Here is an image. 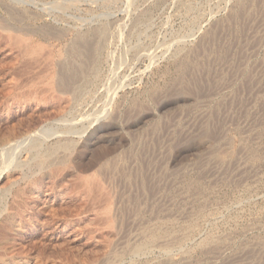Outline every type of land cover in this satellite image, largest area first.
<instances>
[{
	"label": "rangeland",
	"instance_id": "1",
	"mask_svg": "<svg viewBox=\"0 0 264 264\" xmlns=\"http://www.w3.org/2000/svg\"><path fill=\"white\" fill-rule=\"evenodd\" d=\"M0 15V24L11 29H63L69 39L78 32L93 37L97 28L106 30L107 41L112 39L102 50L100 76L82 103L62 113L18 96L28 91L26 83L41 67L27 66V58L0 32V168L12 167L1 185L17 181L29 191L14 223L4 222L0 203V226L4 222L8 233L0 264H105L108 256L112 264H264V0H0ZM196 49L200 53L195 56ZM193 79L217 84L187 94L183 82ZM48 115L62 118L49 127L47 145L63 131L82 142L74 162L57 174L38 181L42 174L33 164L32 171H38L34 181L40 183L35 188L23 178L32 169L29 153L17 154L7 147L12 140L4 143L2 138L24 132ZM112 121L116 145L81 154L85 127ZM205 124L216 128L218 147L201 140ZM241 146L248 150L245 154ZM220 147H237L245 157L220 163L210 157ZM109 150L118 151V165L132 175V180L105 175L116 192L117 230L102 215L103 200L87 194L76 179L82 164ZM53 151L49 162L66 154L62 147ZM97 164L86 173L96 171ZM33 227L37 232L24 235ZM156 229L159 236L151 239ZM216 238L220 243L212 248Z\"/></svg>",
	"mask_w": 264,
	"mask_h": 264
},
{
	"label": "bare ground",
	"instance_id": "2",
	"mask_svg": "<svg viewBox=\"0 0 264 264\" xmlns=\"http://www.w3.org/2000/svg\"><path fill=\"white\" fill-rule=\"evenodd\" d=\"M132 1V0H131ZM258 4V3H257ZM41 8V7H40ZM47 9V8H46ZM248 11V10H247ZM14 12V10H13ZM244 12V11H243ZM246 12V11H245ZM29 14V13H28ZM1 16V15H0ZM12 16V15H11ZM37 16V15H35ZM249 16V13H248ZM38 17V16H37ZM35 17V18H37ZM33 18V19H35ZM245 18V17H244ZM230 21V20H229ZM228 22V21H227ZM4 23V22H3ZM6 23V22H5ZM18 27V26H17ZM31 27V26H30ZM235 27V26H234ZM13 28V27H12ZM40 28V27H39ZM38 28V29H39ZM65 28V27H64ZM68 28V27H67ZM69 29V28H68ZM99 29V28H98ZM101 29V28H100ZM106 29V28H105ZM108 29V28H107ZM93 30V29H92ZM51 31V30H50ZM68 31V30H67ZM73 31V30H72ZM95 31L93 37L91 36H86V35H80L78 32V36L73 35L74 37H71L69 39H67V33L66 30H60L57 32H52V33H48L47 29H45V32H43V30L39 29L36 30V28H19V29H11L9 27H7L4 24H0V32H5V36L7 38H9V41L11 40V44H13L15 46V48L18 49L20 55H22L23 57L27 58V63L26 65L28 66L29 64H37V67H41L31 78H29V81H25L27 82L26 84H28V91L21 93L23 88L22 86H17V90H20L22 95H19V97L21 96H25L29 97L30 99L33 98L32 100L37 101V103L41 102L44 104H48V105H53L56 106L57 108H59L61 110L62 113H69L70 110H72V108L74 106H78L79 103L83 100L82 98L84 97V94L87 93L86 90L89 87L90 84H92V81L94 80V78H98L96 77L97 74L99 75L98 69L101 67H99V65L101 64V61L103 60L102 58V50L107 49L104 47H107V42L111 41L108 40L107 41V37L105 35V31H100L97 30V28L95 30H93V32ZM105 32V33H104ZM72 33V32H69ZM108 33V32H107ZM92 34V33H91ZM113 35V34H112ZM34 36H40L41 39L38 40H34ZM109 36V35H108ZM210 37V36H209ZM39 38V37H38ZM214 38V37H213ZM8 41V39H7ZM8 41V42H9ZM48 41V44H47ZM55 42V43H53ZM213 42V41H212ZM7 43V42H6ZM204 44V43H203ZM207 44V42H206ZM50 47H49V46ZM110 45V42L109 44ZM6 46H8L6 44ZM57 46H59L58 50L55 51L54 48H57ZM200 46V45H199ZM13 47V46H12ZM218 47V46H217ZM202 49L204 50V48L202 47ZM215 49V48H214ZM110 50V49H109ZM194 50V49H193ZM205 50H209L205 49ZM108 50L104 51L107 52ZM18 53V52H17ZM113 53V52H111ZM200 51L199 49L195 50V56L197 54H199ZM203 53V52H202ZM221 53V52H220ZM210 54V53H209ZM106 55V53H105ZM111 55V54H110ZM212 55V54H211ZM200 56V55H199ZM107 57L110 58V56ZM192 57V56H191ZM19 59V56H18ZM201 59V58H200ZM184 60V59H183ZM208 60V59H207ZM21 61V60H20ZM25 61V62H26ZM106 61V60H105ZM190 61V60H189ZM194 61V58L193 60ZM185 63V62H184ZM199 63V62H198ZM191 64V63H190ZM194 64V63H193ZM196 64V63H195ZM188 65V64H187ZM23 66V65H22ZM189 66V65H188ZM199 66V65H197ZM25 67V66H24ZM23 67V68H24ZM182 67V66H181ZM193 67V66H192ZM207 67V66H206ZM180 68V67H179ZM185 65L183 66V70L185 69ZM190 68V67H189ZM201 68V67H199ZM26 69V68H25ZM36 69V68H35ZM198 69V67L196 68ZM27 70V69H26ZM181 70V68H180ZM187 70V69H186ZM190 70V69H189ZM188 70V71H189ZM182 71V70H181ZM195 71V70H192ZM200 72V71H198ZM220 72V71H219ZM29 73V72H28ZM180 73V72H179ZM190 73V72H189ZM196 73V72H195ZM26 75V74H25ZM187 75V74H186ZM189 75V74H188ZM210 75V73L208 74ZM100 76V75H99ZM182 76V75H181ZM194 76V75H192ZM196 76V75H195ZM207 78V76H205ZM220 77V76H219ZM18 78V77H17ZM24 78V77H23ZM22 78V79H23ZM182 78V77H181ZM187 78V77H186ZM222 78V77H221ZM101 79V77H100ZM183 79V78H182ZM189 79V78H188ZM205 79V78H204ZM217 80V79H216ZM179 81V80H178ZM182 81V80H181ZM22 82V81H21ZM24 82V81H23ZM180 82V81H179ZM218 82V81H217ZM94 83V82H93ZM178 83V82H176ZM184 84V89L186 93H190V94H198L197 92L199 91L200 87H211L213 84H217L216 82L210 80V79H206V80H202V79H193V80H187L183 82ZM16 84V83H15ZM21 84V83H19ZM18 84V85H19ZM25 84V85H26ZM99 85V83H97ZM103 84V83H102ZM13 85V84H12ZM24 85V84H22ZM95 85V84H94ZM113 85V84H112ZM26 86V87H27ZM15 87V86H14ZM183 87V86H182ZM213 87V86H212ZM94 88V87H93ZM92 88V89H93ZM13 89V88H12ZM16 89V88H15ZM13 89V91L15 90ZM25 89V86H24ZM90 91V88H88ZM209 89V88H208ZM27 90V89H26ZM182 90V89H181ZM12 91V93H13ZM88 91V90H87ZM213 91V90H212ZM17 92V91H16ZM19 92V91H18ZM115 92V91H114ZM113 92V93H114ZM118 91H116L115 94H117ZM174 92V91H173ZM15 93V92H14ZM90 93V92H89ZM157 93V92H156ZM215 93V92H214ZM154 94V93H153ZM172 94V93H171ZM86 95V94H85ZM16 96V94H14V97ZM181 96V95H180ZM195 96V95H194ZM13 97V98H14ZM22 98V97H21ZM194 98V97H193ZM29 99V100H30ZM86 99V97L84 98V100ZM93 99V98H92ZM112 99V97H111ZM209 99V98H208ZM28 100V99H27ZM192 100V99H191ZM97 101V100H96ZM110 101V99H109ZM112 101V100H111ZM110 101V103H111ZM114 103V101H112ZM135 102V101H134ZM82 103V102H81ZM112 103V104H113ZM95 105V103H94ZM143 106V105H142ZM138 107V106H137ZM141 108V106H140ZM58 109V110H59ZM79 109V108H78ZM142 109V108H141ZM59 110V112H60ZM136 110V109H135ZM221 110V109H219ZM124 111V110H123ZM217 111V110H215ZM224 111V110H223ZM242 111V110H241ZM58 112V113H59ZM219 112V111H218ZM234 112V111H233ZM60 113V114H62ZM139 113V111L137 112ZM217 113V112H216ZM224 114V113H223ZM210 115L212 116V114L210 113ZM209 115V116H210ZM233 115V114H232ZM30 116V115H29ZM44 116V115H43ZM65 117V115H63ZM61 116H56V115H48L47 117H45L44 119H39L37 121L34 122L33 126L31 128H28V130L24 131V132H20V133H12L13 135H4V137L2 138V141L4 143H6L7 141L9 142L10 140H12L11 143L8 144L7 147L13 149V151H15L17 154L21 155L22 153H29L30 155V160L25 161L27 162V165L30 166L28 168H32L33 164L35 165V167L37 169H39L40 174H42L39 179L37 177V173L38 171L36 170V172L32 171L34 168L30 169V173L27 172L25 173L24 171V179L28 180L31 184H33V186L38 187L36 178L39 180L43 179L44 177H47L49 175H54V173H59L62 169L63 166L66 167V165L68 164H72L73 161V156H74V152L77 151L76 149L78 148L79 142H82V140L78 139L75 140L74 138H69L67 135H65V132L63 131L62 135H60V137H57V141L55 140V142L53 141V143L51 144H46L48 142H50L51 139H49L50 135V129L52 130V128H49L51 125L58 123V121L61 120ZM213 119V118H212ZM114 120V119H113ZM211 120V118H210ZM209 120V121H210ZM90 121V120H89ZM209 121H207L208 123H210ZM157 123V122H156ZM206 123V121H205ZM90 124V123H89ZM97 124V123H96ZM118 124V123H117ZM74 125V124H73ZM119 125V124H118ZM86 126V125H85ZM121 126V125H120ZM127 126V125H126ZM212 126V125H211ZM211 126H204L203 131L200 132L199 136L201 138V140H203L207 145L211 146V143H219L216 142L214 140H217L218 137V133L216 128H212ZM215 126V125H214ZM213 126V127H214ZM87 128V132L86 134L83 135L82 133V139L84 142V145L81 146L80 148V153L81 154H87V152H94V148L96 146L99 147V145H104V144H110V146L116 141V139L113 137L112 132L113 129L116 128V125L112 122H108L105 124H98V125H93V126H86L85 129ZM122 128V127H121ZM200 128V127H199ZM263 128V127H262ZM83 132L85 131L84 128ZM219 129V128H218ZM116 130V129H115ZM114 130V132H116ZM124 130V128H123ZM223 130V129H222ZM53 131V130H52ZM199 131H201L199 129ZM78 132V131H77ZM157 132V131H155ZM219 132V131H218ZM222 132V131H221ZM25 133V134H24ZM80 133V132H79ZM119 133V132H118ZM194 133V132H193ZM196 133V132H195ZM115 134V133H114ZM117 134V133H116ZM115 134V135H116ZM224 134V133H223ZM222 135V134H220ZM117 138V136H116ZM196 138V137H195ZM198 139V137H197ZM225 139V138H224ZM118 140V138H117ZM200 140V141H201ZM222 140V139H221ZM245 140V139H244ZM223 141V140H222ZM248 142V141H247ZM232 143V142H231ZM243 143V142H242ZM246 143V142H245ZM244 143V144H245ZM81 144V143H80ZM116 145V143H114ZM222 144V143H221ZM228 144V143H227ZM233 144V143H232ZM247 144V143H246ZM204 145V144H203ZM215 145V144H214ZM220 145V144H219ZM225 145V144H224ZM223 145V146H224ZM243 145V144H242ZM47 146V148H46ZM105 146V145H104ZM199 146V145H198ZM201 146V145H200ZM221 146V145H220ZM229 146V144H228ZM226 146V147H228ZM240 146V145H239ZM246 146V145H245ZM252 146V145H251ZM43 147L45 148V152L42 154V151H44ZM62 147L66 154H64V157L62 159L58 158L59 161H54L53 162H49L50 157L52 154V152H54L53 150ZM115 147V146H114ZM208 147V146H207ZM218 147V144H217ZM222 147V146H221ZM215 148L211 154L210 157H213L216 161H219L220 163L224 160H227L229 158L232 159V157L237 158L240 162L242 161L241 159H243L245 157V153L247 150L246 148H244V146H241V148H243L244 150V156L238 151H236V148H232L234 150H231V148ZM225 147V146H224ZM231 147V146H230ZM233 147V146H232ZM101 148V147H100ZM250 147L248 146V149ZM43 149V150H42ZM211 149V148H209ZM42 150V151H41ZM60 150V149H59ZM62 150V149H61ZM117 150V149H116ZM202 150V149H201ZM242 150V149H239ZM5 151V150H4ZM58 151V150H57ZM79 151V149H78ZM248 151V150H247ZM250 151V150H249ZM104 152V151H103ZM110 152V153H109ZM115 152V151H114ZM113 151L111 152V150H109L108 152H106L107 154H104L100 157H96L94 158V160L92 161L91 164L86 163V164H82L83 170L77 175L76 179L78 180V182L81 184L82 188L84 189V191L93 196L94 198H98L100 199V201L103 200L102 203V215L105 218L108 226L112 229V230H117L118 228V222H117V218L114 214V207H115V198H116V192L115 190L113 191L112 187L107 184L108 182L105 179V175L108 174L110 175V178H112V176H114V174L119 175V177L122 175V179L123 178H127V179H131L130 174L127 173V170L124 166L118 165L117 162V152L114 153ZM142 152V151H141ZM254 152V151H253ZM252 152V153H253ZM63 153V152H62ZM7 154V153H6ZM26 154L24 156H26ZM92 154V153H91ZM115 154V155H114ZM206 154V153H204ZM208 154V153H207ZM250 154V153H249ZM9 155V154H8ZM201 155V154H200ZM85 156V155H84ZM205 156V155H204ZM9 157V156H8ZM26 158V157H25ZM28 158V157H27ZM86 158V156H85ZM92 158V157H91ZM207 158V157H206ZM209 158V157H208ZM247 158V156H246ZM88 159V158H87ZM27 160V159H26ZM89 160V159H88ZM197 160V159H196ZM201 160V159H200ZM212 160V159H211ZM230 160V159H229ZM237 160V161H238ZM72 161V162H71ZM83 161V160H82ZM85 161V159H84ZM144 161V160H143ZM150 162V160H148ZM204 161V160H203ZM202 161V162H203ZM207 161V160H206ZM231 161V160H230ZM247 161V160H246ZM13 162V161H12ZM21 162V161H20ZM24 162V163H25ZM81 162V161H80ZM86 162V161H85ZM213 162V161H212ZM232 162V161H231ZM99 163V168L96 171H92L93 173H86L88 170H91V165H93V167L95 166L94 164ZM145 163V162H144ZM142 163V165L144 164ZM208 164V162H206ZM215 163V162H214ZM225 163V161H224ZM26 164V163H25ZM89 164V165H87ZM122 164V163H121ZM200 164V163H199ZM218 164V163H215ZM235 164V163H234ZM21 165V164H20ZM80 165V164H79ZM78 165V166H79ZM98 165V164H97ZM126 165V164H125ZM204 165V164H202ZM230 165V164H229ZM5 166V165H4ZM2 167L0 168V203L1 204V209L2 211H6L5 216H4V222L8 221V224L11 222L14 223V219H15V213L17 210H20V208L23 207V204H25V202H27V197L26 194H28L22 186L20 187L16 182L14 181H9V183H7L6 181H4V184L1 185V183H3V180L8 176L9 171L11 170L10 167ZM25 166V165H24ZM74 166V165H73ZM78 166L76 167L78 169ZM121 166V167H120ZM147 166V165H145ZM201 166V165H200ZM206 166V165H205ZM97 167V166H96ZM202 167V166H201ZM207 167V166H206ZM216 167V166H215ZM214 167V168H215ZM230 167V166H229ZM228 167V168H229ZM211 168V167H210ZM209 168V169H210ZM220 168H223L220 167ZM35 170V169H34ZM29 171V170H27ZM150 171V170H149ZM44 172V174L42 173ZM143 172V171H142ZM140 172V173H142ZM160 172V171H158ZM139 173V174H140ZM161 173V172H160ZM61 174V173H60ZM63 175V174H62ZM141 175V174H140ZM157 175V174H156ZM39 176V175H38ZM58 176V175H57ZM60 176V175H59ZM137 176V175H136ZM61 177V176H60ZM142 177V176H141ZM146 177V176H145ZM114 178V177H113ZM121 178V177H120ZM149 178V177H146ZM152 178V177H151ZM53 179V178H52ZM143 179V178H142ZM141 179V180H142ZM145 179V178H144ZM14 180V179H13ZM72 180V179H71ZM109 180V179H108ZM132 180V179H131ZM130 180V181H131ZM148 180V179H147ZM152 180V179H150ZM155 180V178H154ZM127 181V180H126ZM125 181V182H126ZM129 181V180H128ZM134 181V180H133ZM136 181V180H135ZM153 181V180H152ZM158 181V180H157ZM41 182V181H40ZM146 182V181H145ZM156 183V181H154ZM159 182V181H158ZM28 183V182H27ZM131 183V182H130ZM150 183V182H149ZM148 183V185H149ZM153 183V182H152ZM147 184V183H146ZM160 184V183H159ZM18 185V186H17ZM137 185V184H136ZM142 185V184H141ZM152 185V184H151ZM150 185V186H151ZM154 185V184H153ZM138 186V185H137ZM155 187V185H154ZM141 188V187H140ZM145 188L142 187L143 190ZM148 188H150L148 186ZM152 188V187H151ZM81 189V187H80ZM186 189V188H185ZM206 189V188H205ZM140 190V189H139ZM200 190V189H199ZM207 190V189H206ZM201 191V190H200ZM199 191V192H200ZM197 193V192H196ZM32 194V193H30ZM36 194V193H35ZM34 194V195H35ZM29 195V194H28ZM199 195V194H198ZM31 197V196H30ZM122 198V197H121ZM95 199V200H96ZM128 199V197H127ZM131 199H133L131 197ZM130 199V200H131ZM138 199V198H137ZM129 200V199H128ZM135 200V199H134ZM30 201V200H29ZM126 201V200H125ZM136 202V201H135ZM139 202V200H138ZM121 203V202H120ZM138 204V203H137ZM143 204V203H142ZM125 205V204H124ZM123 205V206H124ZM128 205V204H127ZM132 205V204H131ZM130 205V207H131ZM121 206V205H120ZM126 206V205H125ZM129 206V205H128ZM4 207V208H3ZM133 207V205H132ZM25 208V207H24ZM23 208V209H24ZM120 208V207H119ZM139 208V206H138ZM0 209V210H1ZM141 209V208H140ZM201 209V208H200ZM136 210V209H135ZM1 211V212H2ZM126 211V210H125ZM159 211V210H158ZM199 211V210H198ZM202 211V210H201ZM134 212V211H133ZM138 212V210H137ZM141 212V211H140ZM155 212V211H154ZM200 212V211H199ZM205 212V210H204ZM201 213V212H200ZM203 213V212H202ZM17 214V213H16ZM132 214V213H131ZM205 214V213H204ZM209 214V213H208ZM137 216V214H135ZM139 215V213H138ZM141 215V214H140ZM156 215V214H155ZM200 215V214H199ZM0 216H3L0 213ZM138 217V216H137ZM165 217V216H164ZM33 221L37 220V215H33L32 216ZM2 219V220H3ZM140 219V218H139ZM16 220V219H15ZM138 220V219H137ZM40 222V219L38 220ZM4 222L2 223V225L0 226V249L1 246L4 243V239L5 236L8 234L7 231H5V224ZM122 222V221H120ZM158 222V221H157ZM160 222V221H159ZM169 222V221H168ZM161 223V222H160ZM164 223V222H162ZM194 223V222H191ZM7 224V225H8ZM166 224V223H165ZM159 225V224H158ZM162 225V224H161ZM192 225V224H191ZM156 226V225H155ZM8 227V226H7ZM11 227V226H10ZM154 227V226H152ZM157 227V226H156ZM189 227V226H188ZM194 227V225L192 226ZM191 226L189 228H192ZM35 227H33V229H29L31 231L26 232L24 235L26 234H33L35 232H37V227L34 229ZM169 228V227H168ZM164 229V228H163ZM174 229V228H173ZM172 229V230H173ZM178 229V228H177ZM148 230V229H147ZM167 230V229H166ZM165 230V231H166ZM171 230V229H170ZM192 230V229H191ZM154 231V230H153ZM160 231V230H159ZM159 231H154V232H150V236L151 239L159 236ZM175 231V230H174ZM178 231V230H176ZM14 232V231H13ZM168 232V231H167ZM169 234V232L167 233ZM179 234V233H178ZM185 234V233H184ZM10 235V234H9ZM175 235V233H174ZM177 235V234H176ZM149 236H147L148 238ZM173 237V236H172ZM170 237V238H172ZM146 238V239H147ZM158 238V237H157ZM156 238V239H157ZM180 238V237H178ZM214 238V237H213ZM222 238V237H221ZM165 239V237H164ZM183 239V236H182ZM185 239V238H184ZM226 239V238H225ZM8 240V239H7ZM145 240V239H144ZM166 240V239H165ZM164 240V241H165ZM179 240V239H177ZM146 241V240H145ZM151 242L150 239H148V242ZM154 241V240H153ZM182 241V240H181ZM210 241V240H209ZM213 243L211 244V246H213L212 248H215V246H218V242L220 241L216 239L212 240ZM147 242V243H148ZM167 242V241H166ZM165 242V243H166ZM170 242V241H169ZM208 242V241H207ZM222 242V241H221ZM226 242V241H225ZM263 242V241H262ZM14 243V242H13ZM142 243V242H141ZM205 243V242H204ZM209 243V242H208ZM220 243V242H219ZM224 243V240H223ZM221 243V244H223ZM261 243V242H260ZM6 244V242H5ZM167 244V243H166ZM207 244V243H206ZM259 244V243H258ZM145 245V244H144ZM159 245V244H158ZM169 245V244H168ZM208 245V244H207ZM170 246V245H169ZM210 246V247H211ZM5 247V246H4ZM114 247V246H113ZM133 247V246H132ZM209 247V248H210ZM208 248V249H209ZM211 248V249H212ZM220 248V247H219ZM140 249V248H139ZM249 250V249H248ZM5 251V250H4ZM11 251V250H10ZM212 251V250H211ZM111 253H115V251H112V249L110 250ZM206 252V251H205ZM210 252V250H209ZM109 253V255L111 254ZM117 253V252H116ZM253 253V251H252ZM118 254V253H117ZM6 255V254H5ZM113 256V254H111ZM110 255V256H111ZM115 255V254H114ZM119 255V254H118ZM13 256V255H12ZM116 256V255H115ZM168 256V255H167ZM255 256V255H254ZM15 257V256H13ZM114 257V256H113ZM12 257H10L11 259ZM110 257L108 256V259L106 260L105 264H112L111 260L109 259ZM112 258V257H111ZM22 260V259H21ZM19 260V261H21ZM24 261V260H23ZM104 263V262H103ZM10 264V263H8ZM15 264V263H14ZM20 264V263H19ZM100 264V263H99ZM170 264V263H169Z\"/></svg>",
	"mask_w": 264,
	"mask_h": 264
}]
</instances>
